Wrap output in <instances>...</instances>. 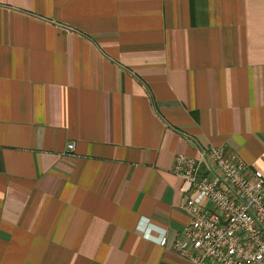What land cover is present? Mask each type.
Masks as SVG:
<instances>
[{"label": "crops", "instance_id": "crops-1", "mask_svg": "<svg viewBox=\"0 0 264 264\" xmlns=\"http://www.w3.org/2000/svg\"><path fill=\"white\" fill-rule=\"evenodd\" d=\"M211 145L264 171V0H0V264H192Z\"/></svg>", "mask_w": 264, "mask_h": 264}, {"label": "built area", "instance_id": "built-area-1", "mask_svg": "<svg viewBox=\"0 0 264 264\" xmlns=\"http://www.w3.org/2000/svg\"><path fill=\"white\" fill-rule=\"evenodd\" d=\"M173 172L191 192L183 205L189 222L178 238L151 226L143 236L192 264H264V171L211 145L199 158L178 154Z\"/></svg>", "mask_w": 264, "mask_h": 264}]
</instances>
